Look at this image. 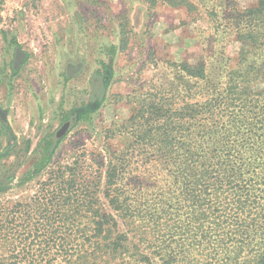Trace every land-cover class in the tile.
I'll list each match as a JSON object with an SVG mask.
<instances>
[{"label":"trees","instance_id":"trees-1","mask_svg":"<svg viewBox=\"0 0 264 264\" xmlns=\"http://www.w3.org/2000/svg\"><path fill=\"white\" fill-rule=\"evenodd\" d=\"M162 3L185 9L189 22L209 16L239 43L236 63L222 48L168 64L172 101L149 95L131 106L132 142L125 159H107L103 201L101 175L91 188L65 167L32 209L0 204V264H264V89L255 87L264 80V0L243 10L237 0ZM138 168L160 177L141 183Z\"/></svg>","mask_w":264,"mask_h":264},{"label":"rangeland","instance_id":"rangeland-1","mask_svg":"<svg viewBox=\"0 0 264 264\" xmlns=\"http://www.w3.org/2000/svg\"><path fill=\"white\" fill-rule=\"evenodd\" d=\"M0 1V109L7 114V125L0 121V204L6 211L15 204L32 209L65 167L81 171L79 183L91 188L101 175L96 197L103 201L107 159H125L121 152L132 142L131 106L149 103V95L172 101L168 64L194 63L223 48L233 67L240 51L206 14L189 22L185 9L162 0L155 6L148 0ZM254 3L237 0V8ZM15 48L26 59L13 73ZM78 63L79 71L69 67ZM255 87L264 89V80ZM97 101L96 111L75 120ZM69 118L71 127L53 146ZM131 171L141 183L160 177L152 168Z\"/></svg>","mask_w":264,"mask_h":264},{"label":"water","instance_id":"water-1","mask_svg":"<svg viewBox=\"0 0 264 264\" xmlns=\"http://www.w3.org/2000/svg\"><path fill=\"white\" fill-rule=\"evenodd\" d=\"M24 54L22 52H20L19 50L17 51V56H16V62H15V66H14V69H17V67L20 65V62L22 61V56ZM69 67H74V70L75 71H79L82 67V64L81 63H78L76 65H69ZM0 117H1V120L3 122H6L5 120V117H4V114L0 111ZM70 128V122H67L65 123L55 134V138H54V142L58 141L59 139H61L65 133L68 131V129Z\"/></svg>","mask_w":264,"mask_h":264},{"label":"flooded vegetation","instance_id":"flooded-vegetation-1","mask_svg":"<svg viewBox=\"0 0 264 264\" xmlns=\"http://www.w3.org/2000/svg\"><path fill=\"white\" fill-rule=\"evenodd\" d=\"M18 50H20L19 48H15V60H14V62H13V66H12V71H13V73H16V71L18 70V68L22 65V63L25 61V59H26V53H24V52H22V50H21V52L24 54L23 56H22V61L20 62V65L17 67V69H14V66H15V62H16V56H17V51ZM0 111L4 114V117H5V120H6V122H3L2 120H1V117H0V121L3 123V125H7V114L5 113V111H2L1 109H0ZM72 119L71 118H69L68 120H65L64 121V123H62L63 125L65 124V123H67V122H70V127H71V125H72ZM62 125V126H63ZM56 134V133H55Z\"/></svg>","mask_w":264,"mask_h":264},{"label":"crops","instance_id":"crops-1","mask_svg":"<svg viewBox=\"0 0 264 264\" xmlns=\"http://www.w3.org/2000/svg\"><path fill=\"white\" fill-rule=\"evenodd\" d=\"M21 52V50H19ZM17 54V53H16Z\"/></svg>","mask_w":264,"mask_h":264}]
</instances>
